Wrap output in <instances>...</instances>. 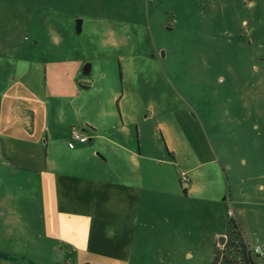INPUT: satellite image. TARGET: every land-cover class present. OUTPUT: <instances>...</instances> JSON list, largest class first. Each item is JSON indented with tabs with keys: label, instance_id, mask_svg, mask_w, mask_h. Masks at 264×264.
Wrapping results in <instances>:
<instances>
[{
	"label": "rangeland",
	"instance_id": "rangeland-1",
	"mask_svg": "<svg viewBox=\"0 0 264 264\" xmlns=\"http://www.w3.org/2000/svg\"><path fill=\"white\" fill-rule=\"evenodd\" d=\"M73 127L97 139L79 157ZM43 173L138 191L101 231L118 254L51 216ZM241 247L264 264V0H0V264Z\"/></svg>",
	"mask_w": 264,
	"mask_h": 264
},
{
	"label": "crops",
	"instance_id": "crops-1",
	"mask_svg": "<svg viewBox=\"0 0 264 264\" xmlns=\"http://www.w3.org/2000/svg\"><path fill=\"white\" fill-rule=\"evenodd\" d=\"M96 141L95 138H88L91 147ZM85 144L78 143L70 149L79 157L87 150ZM97 154L100 155L99 152ZM42 179L48 211L58 221L65 217L66 223H69L68 233H79L85 241L88 238L98 240L104 253L118 254V245H108L101 231L109 224L118 226L120 218L132 213L134 202L139 197L135 188L114 182L91 181L78 174L62 176L43 173Z\"/></svg>",
	"mask_w": 264,
	"mask_h": 264
},
{
	"label": "built area",
	"instance_id": "built-area-1",
	"mask_svg": "<svg viewBox=\"0 0 264 264\" xmlns=\"http://www.w3.org/2000/svg\"><path fill=\"white\" fill-rule=\"evenodd\" d=\"M71 136H72V140L73 142H77L80 144H85L88 142V138L82 134L79 130H77L76 128H73L71 131ZM71 142L70 143V148H74V143ZM184 182H188L189 180L187 178H185L184 180H182ZM255 253L260 254L261 253V248L260 247H256L255 248Z\"/></svg>",
	"mask_w": 264,
	"mask_h": 264
},
{
	"label": "flooded vegetation",
	"instance_id": "flooded-vegetation-1",
	"mask_svg": "<svg viewBox=\"0 0 264 264\" xmlns=\"http://www.w3.org/2000/svg\"><path fill=\"white\" fill-rule=\"evenodd\" d=\"M238 255H240L243 261V264H251V261L254 264L256 263L255 261L256 256H254L251 251H248L247 248H244V247L239 248ZM258 257L259 259L261 258V256H258Z\"/></svg>",
	"mask_w": 264,
	"mask_h": 264
},
{
	"label": "trees",
	"instance_id": "trees-1",
	"mask_svg": "<svg viewBox=\"0 0 264 264\" xmlns=\"http://www.w3.org/2000/svg\"><path fill=\"white\" fill-rule=\"evenodd\" d=\"M232 223H233L234 227L237 229L236 222H235V221H233ZM251 264H254V263L251 261Z\"/></svg>",
	"mask_w": 264,
	"mask_h": 264
}]
</instances>
